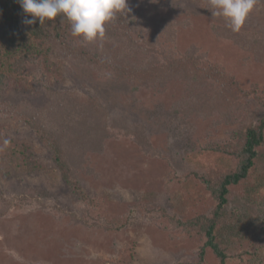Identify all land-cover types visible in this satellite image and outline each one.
<instances>
[{
    "label": "rangeland",
    "instance_id": "374dc122",
    "mask_svg": "<svg viewBox=\"0 0 264 264\" xmlns=\"http://www.w3.org/2000/svg\"><path fill=\"white\" fill-rule=\"evenodd\" d=\"M127 2L131 28L140 33L142 27V35L121 37L125 24L110 22L103 41L84 45L108 56L120 49L156 65L192 56L201 69L218 65L242 88L264 90V0H256L239 32L213 17L203 0ZM52 44L51 68L27 65L31 91L0 83V132L29 144L37 160L18 169L0 158V264H195L204 241H191L167 216L192 217L204 186L180 179L202 173L195 157L237 125L217 112L198 115L203 90L189 77L133 87ZM209 72L203 76L216 84ZM81 103L99 115L102 143L94 146L91 132L77 123L72 134L60 129L61 116L54 137L85 197L66 184L41 135L55 109ZM224 215L221 244L242 254L244 264H264V146L253 184L232 189ZM202 264H216L209 251Z\"/></svg>",
    "mask_w": 264,
    "mask_h": 264
},
{
    "label": "trees",
    "instance_id": "16d2710c",
    "mask_svg": "<svg viewBox=\"0 0 264 264\" xmlns=\"http://www.w3.org/2000/svg\"><path fill=\"white\" fill-rule=\"evenodd\" d=\"M203 1L210 5L209 0ZM129 13H117L110 26L125 24L124 31L121 33V37L124 38H131L133 33L141 36L142 27L139 29L140 33L132 30L131 26L135 19H131L133 12ZM25 18L26 14L18 0H0V83L6 82V85L9 84L17 90L31 91L27 65L43 62L45 68H51L52 64L48 60L52 59V42L55 41L62 51L68 55H75L80 64H89L98 68V72L100 69L101 71L108 69L117 79L133 87L140 84L164 86L169 80L189 77L198 87L197 90H203V97H199L200 106H195L196 111L200 112L198 115L205 112L212 116L217 112L226 117V122L237 125L229 132L228 139L209 142L195 157L194 162L202 168V173L193 172L180 179L185 182L193 177L204 186V190L198 197L202 201L194 203L192 217L187 220L167 217L180 226L194 243L204 241L199 259L195 264L204 263L208 251L214 256L216 264H244L242 254L231 255L221 244L220 231L232 189L243 188L254 182L256 161L260 149L264 146V90H260L257 86L248 90L242 88L239 81L221 70L218 65L206 68L210 69V77L216 84L208 82L207 77L203 76V71L206 69H201L198 61L192 56L157 65L150 59L145 60L136 56L137 54L123 52L120 49L114 51L112 56H108L98 50L89 49L80 38L73 37L69 21L60 16L54 21H46L43 26L38 19L35 24H25L23 22ZM110 38L118 37L116 34ZM134 46L136 48L137 44L135 43ZM134 46L130 48L131 51ZM138 46V51L143 49L141 45ZM193 88L194 86L191 90ZM190 93L188 92L189 96H191ZM237 98L245 99L246 105L254 103V108L247 110L245 104L236 101ZM191 102L188 101V104L191 105ZM86 104L81 103L82 107L70 105V108L63 107L61 111L55 109L47 122L48 125L46 127L44 125L47 123L40 125L44 127L41 133L42 140L52 151L56 167L60 170L66 184L75 191H79L82 197H85V193L72 178L64 149L59 139L54 137V122L59 120L58 116L66 117L65 122L61 120V123H58L60 129L72 134L74 130H77L75 126L77 123L81 128L84 127L91 132L93 138L91 143L94 146L100 145L102 139H99L96 130L101 132V120L94 111L91 113L85 109ZM31 121L39 124L34 116L31 117ZM5 139L9 141L7 145L4 144ZM0 158L11 161L18 169L33 168L37 164L35 153L29 144L17 142L1 132ZM224 160L232 162L233 165H224L222 163Z\"/></svg>",
    "mask_w": 264,
    "mask_h": 264
},
{
    "label": "clouds",
    "instance_id": "9594fccd",
    "mask_svg": "<svg viewBox=\"0 0 264 264\" xmlns=\"http://www.w3.org/2000/svg\"><path fill=\"white\" fill-rule=\"evenodd\" d=\"M26 18L24 23L43 26L58 16L69 21L71 35L83 42L103 41L106 26L117 13L130 12L127 0H18ZM256 0H209L213 17L223 18L226 26L239 32L255 8ZM31 17V18H28ZM9 141L4 140L7 145Z\"/></svg>",
    "mask_w": 264,
    "mask_h": 264
}]
</instances>
